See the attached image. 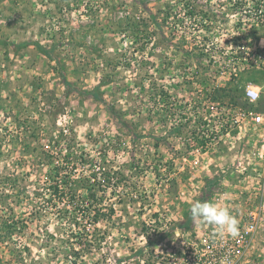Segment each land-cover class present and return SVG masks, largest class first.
<instances>
[{"label":"rangeland","instance_id":"rangeland-1","mask_svg":"<svg viewBox=\"0 0 264 264\" xmlns=\"http://www.w3.org/2000/svg\"><path fill=\"white\" fill-rule=\"evenodd\" d=\"M248 1L0 0V264H181L194 202L264 205Z\"/></svg>","mask_w":264,"mask_h":264},{"label":"built area","instance_id":"built-area-1","mask_svg":"<svg viewBox=\"0 0 264 264\" xmlns=\"http://www.w3.org/2000/svg\"><path fill=\"white\" fill-rule=\"evenodd\" d=\"M249 14L255 18L252 27L264 29V0H249ZM246 26L243 24L242 27ZM235 46L239 52H234V56L242 54L240 58L248 68H256L264 71V38H260L258 44L250 46V39H235ZM232 47V46H231ZM225 58V57H224ZM228 58L234 59L230 56ZM211 61V60H209ZM215 63L216 60H213ZM221 71L219 74H223ZM233 75H236L235 70ZM243 97L250 103L255 104L260 99V92L257 85L247 83L243 87ZM250 121L257 126L264 128V114L255 111H249L244 114ZM264 136V135H263ZM216 205H224L228 202L226 194L216 193L214 196ZM227 209L230 214L237 219V214L233 201L228 202ZM224 207H226L224 205ZM263 226L264 230V205L258 207L255 211H249L244 215V221H238L239 235L231 237L226 233L221 236L218 230L213 228L200 238L198 243L186 244L180 249L181 264H247L252 256L253 243L259 229ZM172 257V255H171Z\"/></svg>","mask_w":264,"mask_h":264},{"label":"clouds","instance_id":"clouds-1","mask_svg":"<svg viewBox=\"0 0 264 264\" xmlns=\"http://www.w3.org/2000/svg\"><path fill=\"white\" fill-rule=\"evenodd\" d=\"M193 223L203 222L218 230V234L225 233L231 237L239 235L238 221L226 207H219L214 203L196 201L190 208Z\"/></svg>","mask_w":264,"mask_h":264},{"label":"trees","instance_id":"trees-1","mask_svg":"<svg viewBox=\"0 0 264 264\" xmlns=\"http://www.w3.org/2000/svg\"><path fill=\"white\" fill-rule=\"evenodd\" d=\"M61 195V197L60 196H58L60 199H63V197H64V192L63 191H61L60 192V189L58 188V186L56 185V186H54L53 187V195Z\"/></svg>","mask_w":264,"mask_h":264}]
</instances>
